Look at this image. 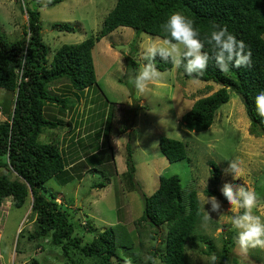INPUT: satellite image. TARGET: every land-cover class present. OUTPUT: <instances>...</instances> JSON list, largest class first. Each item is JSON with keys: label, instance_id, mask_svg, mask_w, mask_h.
Masks as SVG:
<instances>
[{"label": "rangeland", "instance_id": "1", "mask_svg": "<svg viewBox=\"0 0 264 264\" xmlns=\"http://www.w3.org/2000/svg\"><path fill=\"white\" fill-rule=\"evenodd\" d=\"M49 1L0 0V30L9 41L27 38L24 36L27 30L25 7L39 12L41 37L49 47L48 62L62 44L79 43L97 36L116 2L61 0L49 5ZM66 23L73 29H61ZM162 40L145 32L137 34L130 27H119L97 40L92 49L97 85L94 83L84 92L75 90L73 96L66 80L51 86L54 93L67 96L70 103L64 108L49 104L45 118L51 121L71 118L72 123L45 128L38 139L40 142L58 140L64 157L72 152L70 160L79 156L84 159H79L75 168L70 169L73 177L66 183L52 177L44 186L56 194L64 206L71 204L72 207L67 208L75 218L91 219L97 231L116 224L127 228L129 240H124L133 246L118 247L117 255L111 258L112 264H162L159 256L150 262L149 257L152 251L164 249L165 229L137 221L143 213L142 193L150 195L158 187L160 175L177 174L182 187L192 182L203 212L192 238L185 245L186 264H211L212 255L218 257L217 264H264V249H249L247 254L240 252L237 231L231 225L233 212L226 199L216 197L221 204V215L211 212L210 204L204 205L211 220L204 219L201 206L206 196L204 181L209 176L206 188L215 187L220 194L223 185L230 183L256 189L258 195H264V137L249 133L250 119L241 98L232 90L228 101L217 109L210 127L202 131L187 130L181 117L196 99L213 93L220 84L186 78L174 67L158 69L163 74L162 79L150 84L148 92L139 93L134 87V79L141 70L139 53L149 41ZM119 57L125 66L126 57H133L138 62L137 68L127 70L126 67L121 74ZM12 96L11 92L0 88V105L10 104ZM70 106L73 110L69 112ZM162 136L181 140L186 145V157L169 162L159 149ZM126 158L134 168V189L127 185L130 181ZM210 160L221 170L215 186L210 182ZM230 160L241 162L246 170L243 178L233 180L231 174L223 172ZM30 198L21 207L11 204L1 209L3 262L10 264L13 260V264H28L30 259L36 258L41 264H79L81 256L76 250H70L69 256L74 259L70 263V257L60 256V248L48 237L27 239L34 228L32 218L28 217ZM254 214L264 219V206L254 210ZM74 230L76 234L83 233L78 225ZM228 238L231 243L227 244L225 252L223 243ZM92 261L82 260L84 264H93Z\"/></svg>", "mask_w": 264, "mask_h": 264}, {"label": "trees", "instance_id": "2", "mask_svg": "<svg viewBox=\"0 0 264 264\" xmlns=\"http://www.w3.org/2000/svg\"><path fill=\"white\" fill-rule=\"evenodd\" d=\"M60 1L50 0L48 4ZM25 12L27 30L24 36L27 38L9 41L0 30V88L13 95L10 104L4 105L6 118L0 120V168L3 169L0 173V207L7 197L11 198L14 206L21 207L31 196L28 217L32 218L34 228L28 240L48 237L53 245L60 248L62 257H70V250H76L81 256L79 264H84L83 258L93 260V264H112L111 258L117 255L118 247L125 245L129 249L133 246V243L125 241L129 240L126 227L116 224L97 231L91 219L75 218L67 208L71 204L64 206V202L58 201L56 194L44 186L52 177L66 183L73 177L70 169L73 170L77 162L69 167L58 140L40 142L38 139L45 128L72 123L71 120L51 121L45 118L48 104L64 108L70 103L67 96L54 93L51 86L66 80L75 93V90L86 91L94 83L97 85L92 49L97 40L119 27H130L137 34L145 32L168 39L170 37L163 25L172 13L179 12L193 21L200 33L199 38L205 44L204 51L210 55L213 49L207 39L214 26L227 27L251 50L252 67H233L228 72H221L210 60L204 74L196 78L187 76L183 67L178 69L186 78L220 84L213 93L196 99L181 121L190 131L207 129L213 123L217 109L228 101L232 90L241 98L250 119L249 133L264 137V119L257 115L254 105L255 96L264 91V0H116L97 36L79 43L62 44L50 62L47 60L49 47L40 33L39 12L27 7ZM61 29L73 28L66 23ZM155 65L159 70L173 67L158 57ZM137 66L138 62L133 57H126L127 70H135ZM71 110L70 106L69 112ZM159 149L169 162L186 157V145L181 140L162 136ZM127 151L130 155L129 146ZM126 162L130 181L127 185L134 189V168L127 158ZM209 165L210 182L215 186L221 170L212 160ZM203 192L225 200L215 187L206 188ZM142 196L143 213L137 222H148L157 229H165L164 249L152 251L149 262L157 255L162 264H186L185 245L203 216L192 182L182 187L177 174L160 175L158 187L150 195L142 193ZM258 196L264 203V195ZM75 225L80 226L82 234L75 233ZM228 243H231L230 238L224 240L225 252ZM71 257L70 263L74 262ZM28 264L41 263L32 258Z\"/></svg>", "mask_w": 264, "mask_h": 264}, {"label": "clouds", "instance_id": "3", "mask_svg": "<svg viewBox=\"0 0 264 264\" xmlns=\"http://www.w3.org/2000/svg\"><path fill=\"white\" fill-rule=\"evenodd\" d=\"M163 28L170 38L160 42L149 41L139 53V60L143 63L134 79V87L141 94L149 91L150 84L162 79L163 74L155 65L157 57L164 62H170L177 70L183 67L184 73L193 78L204 74L210 60L215 62L221 72H228L233 67H252L251 50L244 41L238 40L231 34L227 27L214 26V30L207 39V43L213 49L211 55L204 51L205 44L199 38L200 33L194 27L193 21L183 14L172 13ZM24 59L26 62L27 59ZM118 64V70L124 74L126 66L122 62V57L118 58ZM254 105L257 115L264 119V91L255 96ZM223 172L231 174L233 180L243 178L246 174L245 168L238 160L228 161V167L223 169ZM207 179L204 181L205 189ZM221 192L233 212L231 225L237 231V244L240 252L247 254L249 249H264V219L254 214V210L264 206L257 192L254 189L230 183H225ZM9 200H11L10 197L5 198L0 207V213L6 205L12 204V200L10 202ZM205 204L211 205V212L222 214L219 200L214 195L207 194L201 202L205 220H211L209 212L204 210ZM217 262L218 257L212 255L211 264H217ZM10 264H13V260Z\"/></svg>", "mask_w": 264, "mask_h": 264}, {"label": "crops", "instance_id": "4", "mask_svg": "<svg viewBox=\"0 0 264 264\" xmlns=\"http://www.w3.org/2000/svg\"><path fill=\"white\" fill-rule=\"evenodd\" d=\"M54 87V86H53ZM70 94H72V96L75 94L74 93V91L72 90L71 91V93ZM69 94V95H70ZM49 105V104H48ZM50 106V105H49ZM4 109H6V107L4 106V105H0V117H1V119L0 120H3V119H5L6 118V113L7 112H5L4 111ZM69 114V113H68ZM71 119V118H70ZM70 119H67L66 121H68V120H70ZM73 128L72 129H74L75 128V125L74 126H72ZM74 151V150H73ZM71 154H72V152H71ZM71 154H69L68 156H66V158L68 157V162H69V166H71V165H73V164H75L76 162H78L79 161V159L80 160H83L84 159V157L83 156H79V157H76L75 159H71L70 160V158H71ZM11 200H9V202H10ZM30 205H31V198H30Z\"/></svg>", "mask_w": 264, "mask_h": 264}, {"label": "built area", "instance_id": "5", "mask_svg": "<svg viewBox=\"0 0 264 264\" xmlns=\"http://www.w3.org/2000/svg\"><path fill=\"white\" fill-rule=\"evenodd\" d=\"M0 234H1V216H0ZM0 264H5V263L3 262V256H2L1 253H0Z\"/></svg>", "mask_w": 264, "mask_h": 264}]
</instances>
